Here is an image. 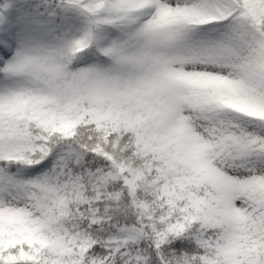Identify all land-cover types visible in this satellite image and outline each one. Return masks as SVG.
<instances>
[{
	"label": "snow or ice",
	"instance_id": "obj_1",
	"mask_svg": "<svg viewBox=\"0 0 264 264\" xmlns=\"http://www.w3.org/2000/svg\"><path fill=\"white\" fill-rule=\"evenodd\" d=\"M0 264H264V0H0Z\"/></svg>",
	"mask_w": 264,
	"mask_h": 264
}]
</instances>
